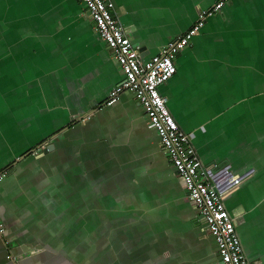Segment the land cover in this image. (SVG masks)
<instances>
[{
  "label": "crops",
  "instance_id": "1",
  "mask_svg": "<svg viewBox=\"0 0 264 264\" xmlns=\"http://www.w3.org/2000/svg\"><path fill=\"white\" fill-rule=\"evenodd\" d=\"M216 1L113 0L144 60ZM175 63L161 93L264 264V0L226 2ZM124 76L80 0H0V116L24 115L0 122V264H221L144 107L107 102Z\"/></svg>",
  "mask_w": 264,
  "mask_h": 264
},
{
  "label": "built area",
  "instance_id": "2",
  "mask_svg": "<svg viewBox=\"0 0 264 264\" xmlns=\"http://www.w3.org/2000/svg\"><path fill=\"white\" fill-rule=\"evenodd\" d=\"M80 1L87 7L99 35L114 51L125 75L124 80L114 87L107 102L116 103L125 90L134 93L156 129L164 151L182 178L188 200L215 238L221 264H251L237 230L239 213L228 208L224 199L227 192V189H223L225 184L220 187L225 180L221 169L216 163L205 164L202 161L192 134L179 125L168 107V98L160 90L176 74L177 55L191 44L208 18L218 13L229 0H217L213 6L200 9L196 22L186 32L147 60L142 59L140 48L133 44L114 15L113 0ZM6 175V171L1 172L0 180ZM5 231L6 226L0 221V233L4 235Z\"/></svg>",
  "mask_w": 264,
  "mask_h": 264
},
{
  "label": "rangeland",
  "instance_id": "3",
  "mask_svg": "<svg viewBox=\"0 0 264 264\" xmlns=\"http://www.w3.org/2000/svg\"><path fill=\"white\" fill-rule=\"evenodd\" d=\"M3 110H4V108H2V107H0V114L1 113H3ZM3 114H5V112L3 113ZM7 115H9V114H6V115H4V116H0V122H5V123H10L9 121L11 120V122H13L14 121V123L16 124V121L17 120H19L22 116H24V115H21V114H19V113H15V114H13L12 116H11V118L9 119V120H7ZM235 177V176H234ZM234 177L233 178H231V180L232 179H234ZM241 187H250V184H244L243 186H240V187H237V188H234L235 190L234 191H236V190H238L239 188H241ZM246 191V193L248 194V189H246L245 190ZM253 197L251 198V199H257V198H259V196L260 195H258V193H255V194H253L252 195ZM231 198V195H229V193H228V195L225 197V199H226V201H228L229 199ZM261 213V212H260ZM257 219H262L261 217H260V214H258L257 215ZM249 218H251V216H249ZM93 233H94V235H99L100 237L102 236V229L100 228V226H97V227H94V230H93ZM102 239V240H101ZM100 240H101V242H103V244L105 245V243H104V240H103V238H100ZM98 242H100V241H98Z\"/></svg>",
  "mask_w": 264,
  "mask_h": 264
},
{
  "label": "water",
  "instance_id": "4",
  "mask_svg": "<svg viewBox=\"0 0 264 264\" xmlns=\"http://www.w3.org/2000/svg\"><path fill=\"white\" fill-rule=\"evenodd\" d=\"M192 134V133H191ZM192 136H193V140H194V135L192 134ZM54 148V145L53 144H48V145H46V147H38L35 151H36V153H41V152H48V151H51L52 149ZM34 151V152H35ZM231 178H232V176H231ZM240 179H241V177H234V179H232V180H229V182H228V186H232L233 184H235V183H237L238 181H240ZM226 193H228V192H226ZM226 193H225V195H226ZM225 195H224V198H225ZM227 204V203H226ZM240 216H237V221H238V218H239ZM238 225V224H237ZM240 235V234H239ZM240 237H241V235H240ZM241 240H242V238H241ZM242 244H243V247H244V250H245V253H246V255H247V257H248V259L249 260H251V258H250V256H249V253H248V250H247V248L245 247V245H244V243H243V241H242Z\"/></svg>",
  "mask_w": 264,
  "mask_h": 264
},
{
  "label": "trees",
  "instance_id": "5",
  "mask_svg": "<svg viewBox=\"0 0 264 264\" xmlns=\"http://www.w3.org/2000/svg\"><path fill=\"white\" fill-rule=\"evenodd\" d=\"M94 196H93V198H95V196H97V195H95V194H93ZM90 217V219L92 220V221H95L96 220V214H95V212H94V209L93 210H91L90 211V214H89V216L87 217V219ZM82 228H84L83 226H81Z\"/></svg>",
  "mask_w": 264,
  "mask_h": 264
}]
</instances>
